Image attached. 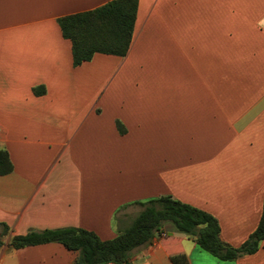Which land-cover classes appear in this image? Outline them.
Listing matches in <instances>:
<instances>
[{"label": "crops", "instance_id": "crops-1", "mask_svg": "<svg viewBox=\"0 0 264 264\" xmlns=\"http://www.w3.org/2000/svg\"><path fill=\"white\" fill-rule=\"evenodd\" d=\"M111 1L0 0V264H78L60 243L10 244L65 227L112 240L163 196L213 215L232 247L260 224L264 0H139L127 56L75 67L59 19ZM161 232L130 264H264V240L222 261Z\"/></svg>", "mask_w": 264, "mask_h": 264}, {"label": "trees", "instance_id": "trees-1", "mask_svg": "<svg viewBox=\"0 0 264 264\" xmlns=\"http://www.w3.org/2000/svg\"><path fill=\"white\" fill-rule=\"evenodd\" d=\"M139 0H113L94 10L67 15L59 19L64 38L73 45L75 67L90 62L96 54L127 56L133 41ZM120 132L125 129L118 122ZM14 170L9 152L0 149V175ZM142 211L129 228L108 241L96 233L77 227L32 231L15 236L11 246L21 249L46 243H60L68 250L80 252L78 264H130L135 249L149 245L166 223L196 239L198 245L222 261H234L255 254L264 240V210L256 231L240 247H232L221 239L219 221L210 213L185 204L172 196L136 202ZM0 236V248L4 246Z\"/></svg>", "mask_w": 264, "mask_h": 264}, {"label": "built area", "instance_id": "built-area-1", "mask_svg": "<svg viewBox=\"0 0 264 264\" xmlns=\"http://www.w3.org/2000/svg\"><path fill=\"white\" fill-rule=\"evenodd\" d=\"M160 236H161L162 238H165V237L167 236V234H166L165 232H161V233H160ZM110 264H113V263H110Z\"/></svg>", "mask_w": 264, "mask_h": 264}, {"label": "rangeland", "instance_id": "rangeland-1", "mask_svg": "<svg viewBox=\"0 0 264 264\" xmlns=\"http://www.w3.org/2000/svg\"><path fill=\"white\" fill-rule=\"evenodd\" d=\"M131 211V210H130Z\"/></svg>", "mask_w": 264, "mask_h": 264}]
</instances>
